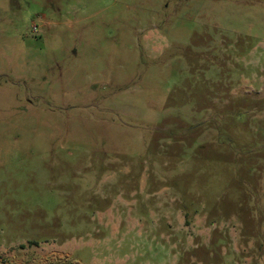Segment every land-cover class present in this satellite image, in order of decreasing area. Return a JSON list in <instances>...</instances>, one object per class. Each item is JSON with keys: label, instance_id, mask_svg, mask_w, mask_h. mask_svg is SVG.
I'll return each instance as SVG.
<instances>
[{"label": "rangeland", "instance_id": "rangeland-1", "mask_svg": "<svg viewBox=\"0 0 264 264\" xmlns=\"http://www.w3.org/2000/svg\"><path fill=\"white\" fill-rule=\"evenodd\" d=\"M0 264H264V0H0Z\"/></svg>", "mask_w": 264, "mask_h": 264}]
</instances>
